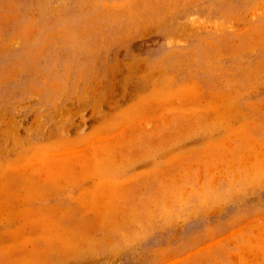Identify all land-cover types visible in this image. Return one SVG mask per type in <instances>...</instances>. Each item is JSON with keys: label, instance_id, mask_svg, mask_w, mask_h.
<instances>
[{"label": "rangeland", "instance_id": "rangeland-1", "mask_svg": "<svg viewBox=\"0 0 264 264\" xmlns=\"http://www.w3.org/2000/svg\"><path fill=\"white\" fill-rule=\"evenodd\" d=\"M0 264H264V0H0Z\"/></svg>", "mask_w": 264, "mask_h": 264}]
</instances>
